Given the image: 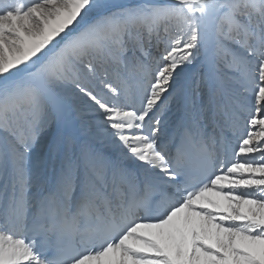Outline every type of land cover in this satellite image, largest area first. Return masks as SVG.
Masks as SVG:
<instances>
[{
  "label": "snow or ice",
  "instance_id": "snow-or-ice-1",
  "mask_svg": "<svg viewBox=\"0 0 264 264\" xmlns=\"http://www.w3.org/2000/svg\"><path fill=\"white\" fill-rule=\"evenodd\" d=\"M0 264H264V0H0Z\"/></svg>",
  "mask_w": 264,
  "mask_h": 264
},
{
  "label": "bare ground",
  "instance_id": "bare-ground-1",
  "mask_svg": "<svg viewBox=\"0 0 264 264\" xmlns=\"http://www.w3.org/2000/svg\"><path fill=\"white\" fill-rule=\"evenodd\" d=\"M178 115H179V113L177 112L176 106L173 105L172 106V111L168 113V117H169L170 120L174 121L177 118ZM88 118L89 117L87 115V112L85 111V115H84L83 119L84 120H87ZM63 132L65 134H74L79 139H83L84 138L83 135H82L81 129H80V120L79 119H77V120L74 121L73 126L68 127V128H64L63 129ZM52 135H55V131L52 134H50L49 137H45L44 139H42L41 146L38 147V149H37L38 152L44 154L49 159L51 157H50V154L47 151L46 145L49 142V140L51 139V136ZM94 144H95V147L100 148L101 150H105L106 151V149L104 148L103 144L100 143L99 141H95Z\"/></svg>",
  "mask_w": 264,
  "mask_h": 264
}]
</instances>
